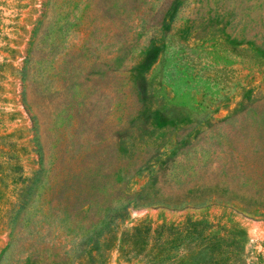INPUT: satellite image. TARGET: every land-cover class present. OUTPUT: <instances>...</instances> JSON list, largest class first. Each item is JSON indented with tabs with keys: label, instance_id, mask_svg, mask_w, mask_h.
I'll use <instances>...</instances> for the list:
<instances>
[{
	"label": "rangeland",
	"instance_id": "rangeland-1",
	"mask_svg": "<svg viewBox=\"0 0 264 264\" xmlns=\"http://www.w3.org/2000/svg\"><path fill=\"white\" fill-rule=\"evenodd\" d=\"M0 264H264V0H0Z\"/></svg>",
	"mask_w": 264,
	"mask_h": 264
},
{
	"label": "trees",
	"instance_id": "trees-1",
	"mask_svg": "<svg viewBox=\"0 0 264 264\" xmlns=\"http://www.w3.org/2000/svg\"><path fill=\"white\" fill-rule=\"evenodd\" d=\"M202 224L201 222H188L185 225V228H188L189 230L187 231H183L182 229L178 231V233L176 234V238H179V241L185 240L187 236H191L193 239L195 238H200L202 236V234L204 233L203 229L198 228V226ZM158 229L155 230V234L156 237L154 238L155 240H157L160 236V233L163 232V230H167L168 228H173V226L171 225H161L157 227ZM169 232V231H168ZM144 239H146V237H149V235H144Z\"/></svg>",
	"mask_w": 264,
	"mask_h": 264
}]
</instances>
